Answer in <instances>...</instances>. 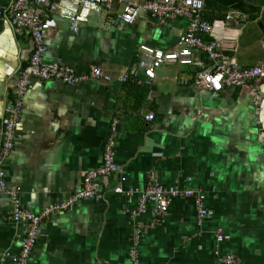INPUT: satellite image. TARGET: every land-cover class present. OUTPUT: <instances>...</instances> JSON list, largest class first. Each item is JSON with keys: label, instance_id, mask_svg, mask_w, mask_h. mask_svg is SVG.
<instances>
[{"label": "crops", "instance_id": "0c3cea01", "mask_svg": "<svg viewBox=\"0 0 264 264\" xmlns=\"http://www.w3.org/2000/svg\"><path fill=\"white\" fill-rule=\"evenodd\" d=\"M204 2L201 15L212 32L203 40H222L224 53L239 68L264 64V33L258 27L264 5ZM229 11L237 12L238 20L225 22ZM55 24L46 39L45 62L66 63L78 73L96 66L112 79L73 85L31 81L13 150L2 166L0 264H11L24 235L23 225L5 220L7 191L15 189L31 211L66 197L86 170L101 164L113 121L120 174L98 180L95 196L44 221L27 264H130L133 223L142 228L141 264H224L220 259L227 255L234 264H264V79L258 86L211 93L195 83L196 66L167 63L149 84L141 74L118 83L122 72H135L137 46L172 49L186 22L162 27L154 17L142 16L131 26L110 28L105 14H94L76 33L65 22ZM29 48L26 33L14 35L6 20L0 22V112L14 98ZM194 55L203 61L199 52ZM257 96L262 98L256 113ZM148 113L150 122L144 120ZM150 178L168 188L200 189L207 218L198 225L191 199L175 197L162 218L147 203L144 213L129 220L127 209L136 206L137 193L125 196L114 188L139 191ZM217 228L222 239L216 242Z\"/></svg>", "mask_w": 264, "mask_h": 264}, {"label": "built area", "instance_id": "2783aa9c", "mask_svg": "<svg viewBox=\"0 0 264 264\" xmlns=\"http://www.w3.org/2000/svg\"><path fill=\"white\" fill-rule=\"evenodd\" d=\"M0 0V22L6 20L12 34H22L29 38V56L27 64L20 69L14 83V98L0 112V187H3V163L13 150L16 130L22 112V98L27 92L32 80H56L66 85L85 82L88 79H103L109 82L112 78L101 68L89 66L86 72L78 73L66 63H48L44 61L46 39L48 33L56 26V21L65 22L68 30L76 33L78 28L88 22L94 14H105L110 28L115 26H131L139 17L151 16L162 26L167 27L172 21L182 19L186 22L185 31L179 36L172 49L160 50L145 45L136 48L138 59L135 72L124 71L116 78L118 83L127 82L132 75L141 74L145 84L155 79V72L162 65L175 63L183 67H197L194 81L211 93H217L222 88H240L247 84H258L264 79V64L242 69L233 64L224 53L225 46L220 39L204 41L211 35L212 26L202 18L203 0H142L138 3L124 0ZM115 6L119 11L113 12ZM238 20V13L229 11L224 21ZM264 46V37L262 39ZM197 51L203 57L201 61L194 55ZM262 98V97H261ZM257 96L254 101L256 113L261 101ZM152 120V113L144 118ZM117 131V121H113L103 152L101 164L86 170L80 185L60 200L46 201L38 211H31L20 204L15 189L7 191L10 209L5 220L24 226V235L16 254L11 258V264H27L36 239L41 233V224L56 212L64 211L83 198L96 195L98 180L110 174H120L121 166L115 161L114 138ZM115 192L130 196L137 193V204L127 209V218L134 220L137 215L145 212L147 203H152V213L156 218H162L170 201L175 197L190 198L197 212V224L208 216V210L203 206V194L200 189L168 188L150 178L142 190L131 188H114ZM127 257L130 264H141L138 260V244L141 240L142 228L133 223ZM222 239V231L215 230V241ZM224 264H234L231 255L221 257Z\"/></svg>", "mask_w": 264, "mask_h": 264}, {"label": "trees", "instance_id": "16d2710c", "mask_svg": "<svg viewBox=\"0 0 264 264\" xmlns=\"http://www.w3.org/2000/svg\"><path fill=\"white\" fill-rule=\"evenodd\" d=\"M259 1V4H258V6L260 7L261 5H264V0H258ZM207 2H204V7H203V9H205V5L207 6ZM202 17H203V15H202ZM205 18V17H204ZM206 38V37H205Z\"/></svg>", "mask_w": 264, "mask_h": 264}, {"label": "water", "instance_id": "95a60500", "mask_svg": "<svg viewBox=\"0 0 264 264\" xmlns=\"http://www.w3.org/2000/svg\"><path fill=\"white\" fill-rule=\"evenodd\" d=\"M258 27L260 28L261 33H264V23L259 22Z\"/></svg>", "mask_w": 264, "mask_h": 264}]
</instances>
